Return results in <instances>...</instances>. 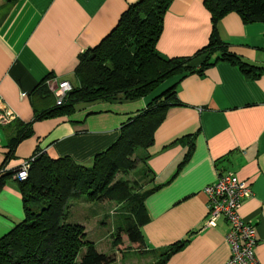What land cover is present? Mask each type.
Returning a JSON list of instances; mask_svg holds the SVG:
<instances>
[{
	"label": "crops",
	"instance_id": "crops-1",
	"mask_svg": "<svg viewBox=\"0 0 264 264\" xmlns=\"http://www.w3.org/2000/svg\"><path fill=\"white\" fill-rule=\"evenodd\" d=\"M134 1L0 0V106L3 103L15 115L0 123V237L23 218L11 170L34 150L88 164L94 153L116 138L119 123L144 107L148 97L78 103L71 114L34 120L30 134L12 148L9 145L35 110L50 106L35 101L42 88L47 90L44 80L55 76L73 84L78 55L97 44ZM209 33L203 0H172L163 14L156 49L168 57L193 56ZM217 33L242 60L264 66V22H242L229 12L218 20ZM203 58V54L194 56L190 65L198 66ZM173 81L179 104L166 110L148 148L147 188L159 187L144 199L148 215L141 226L144 250L187 237L165 264H223L230 254L224 239L229 225L223 218L215 226L204 225L207 209L202 189L217 173L230 170L249 184L251 194L240 202L237 214L254 225V254L258 264H264V71L246 76L218 60L169 83ZM184 134L194 145L190 158L177 170L186 143L162 146ZM143 256L147 259L141 264L152 260V254Z\"/></svg>",
	"mask_w": 264,
	"mask_h": 264
},
{
	"label": "trees",
	"instance_id": "trees-1",
	"mask_svg": "<svg viewBox=\"0 0 264 264\" xmlns=\"http://www.w3.org/2000/svg\"><path fill=\"white\" fill-rule=\"evenodd\" d=\"M171 1L130 3L109 32L78 55L74 84L62 103L53 102L41 111L35 110L32 120L22 123L25 129L9 139L12 148L30 134L31 122L49 115L71 114L78 103L148 97L144 107L119 123L116 138L94 153L88 164L77 163L67 155L51 157L34 150L26 177L14 179L21 195L23 218L0 237V264H112L113 254L97 251L91 241L83 240L80 224L66 221L67 201L81 194L87 201L112 200L119 204L118 214L123 217L122 221L115 218L111 245L121 250L131 247L142 256L152 254L147 264H165L188 241L186 237L160 249L144 250L141 226L148 222L144 199L159 186L140 191L135 183L114 176L139 164L151 181L146 161L154 130L166 110L179 104L174 94L175 82L169 83L172 79L190 71L199 73L218 60L236 66L246 76L264 71V66L246 62L232 52L217 33L218 20L229 12L236 13L242 22H264V0H203L210 22L206 43L193 56L168 57L157 51L156 42ZM202 54L204 58L198 66L190 65L194 56ZM156 90L160 91L154 94ZM45 93L49 92L42 88L40 99ZM178 141L186 143V150L177 170L190 158L194 145L190 136L184 134L162 147ZM81 247L84 250L80 253Z\"/></svg>",
	"mask_w": 264,
	"mask_h": 264
},
{
	"label": "built area",
	"instance_id": "built-area-1",
	"mask_svg": "<svg viewBox=\"0 0 264 264\" xmlns=\"http://www.w3.org/2000/svg\"><path fill=\"white\" fill-rule=\"evenodd\" d=\"M44 83L53 92L55 104H60L65 93L71 89L68 80L55 76L47 77ZM1 104L0 123L3 124L15 115L12 110ZM31 159L30 156L24 160L12 175L18 180L24 179ZM202 191L207 209L204 225L215 226L219 218H223L229 225L224 239L229 245L230 254L223 264H258L254 254L256 244L254 225L237 214L240 202L251 194L249 184L240 180L233 171L227 170L217 173L215 180L207 183Z\"/></svg>",
	"mask_w": 264,
	"mask_h": 264
},
{
	"label": "rangeland",
	"instance_id": "rangeland-1",
	"mask_svg": "<svg viewBox=\"0 0 264 264\" xmlns=\"http://www.w3.org/2000/svg\"><path fill=\"white\" fill-rule=\"evenodd\" d=\"M72 83L74 84V81ZM35 101L39 105H51L54 99L50 93H45L43 98H37ZM130 104L133 109L137 107L135 106L136 102ZM136 166L124 173L118 171L114 177L121 176L129 182L135 183L137 190H146L150 182L148 173L141 170V165ZM119 211V204L115 201H87L86 197L81 194V196L72 197L67 201L66 221L80 224L84 232L83 240L91 241L97 251L106 255L113 254L112 264H141L147 257L140 255L135 249L127 247L118 253V248L111 245V232L114 229L115 218L122 221L123 217L122 214H118ZM83 250L84 247H81L80 253Z\"/></svg>",
	"mask_w": 264,
	"mask_h": 264
},
{
	"label": "bare ground",
	"instance_id": "bare-ground-1",
	"mask_svg": "<svg viewBox=\"0 0 264 264\" xmlns=\"http://www.w3.org/2000/svg\"><path fill=\"white\" fill-rule=\"evenodd\" d=\"M47 88V87H46ZM47 90L49 91V92H51L52 94H53V92L49 89V88H47ZM67 94V92L65 93V95ZM65 95H64V97H65ZM53 96H54V94H53ZM55 97V96H54ZM64 97H63V99H64ZM63 101V100H62ZM62 103V102H61ZM60 103V104H61ZM60 104H56V105H60ZM11 178L14 180V179H17V178H15L13 175L11 176ZM18 180V179H17Z\"/></svg>",
	"mask_w": 264,
	"mask_h": 264
}]
</instances>
